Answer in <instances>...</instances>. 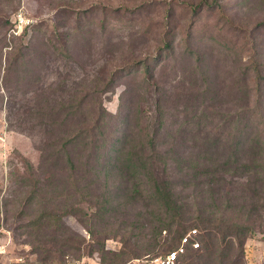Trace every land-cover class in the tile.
I'll use <instances>...</instances> for the list:
<instances>
[{"label":"rangeland","instance_id":"obj_1","mask_svg":"<svg viewBox=\"0 0 264 264\" xmlns=\"http://www.w3.org/2000/svg\"><path fill=\"white\" fill-rule=\"evenodd\" d=\"M73 1L82 7L98 1L121 7L110 13L104 27L101 11L92 13V19H87L90 14L83 15L79 20L82 29L76 32L78 18L56 9L54 0H0V264H50L52 260L51 264H99L95 252L77 259L65 245L62 257L56 253L66 237L69 244L76 233L88 239L87 227L93 231L120 230L116 237L105 239V248L116 251L123 249L122 235L131 230L126 250L135 254L129 255L127 264H147L142 260L162 255L175 243L180 228L195 227L201 234L205 229L191 225L196 214L209 215L214 210L207 197L214 185L202 184L201 199L196 194L200 186L193 183L208 181L215 173L190 177L191 163L181 156L193 160L208 151L220 162L217 149L211 150L215 145L209 143L220 136L216 144H230L234 125L230 119L237 106L244 105L236 86L252 85L251 81L244 83L239 71L251 49L264 63V0H225L223 10L215 5L197 13L191 12L189 3L200 0ZM136 5L142 7L133 12L123 10L124 6ZM17 12L35 22L16 27L18 32L13 33ZM65 32H69L67 39ZM189 36L194 52L184 41ZM163 39L168 40L169 47H163ZM148 54L155 56L145 76L136 71L134 62ZM112 73L109 89L101 91ZM80 101L82 113L77 114ZM99 104L103 111L121 119V132L128 134L129 145L120 164L106 177L91 174L78 184L67 177L62 179L64 184L55 180V185L47 186L40 170L43 155L51 150L50 137L63 143L77 128L90 126V109L94 105L99 108ZM49 107L58 113L52 130L43 123ZM116 119L104 115L96 119L106 123L104 133L96 135L99 144ZM221 122L224 126L219 125ZM144 126L156 141L157 160L150 171L128 165L126 160L129 151L139 149L137 137ZM260 128L251 123L248 135L252 138L256 134V139L239 149H255L262 140ZM71 144L66 148L77 146ZM168 148L171 151H165ZM77 149L84 162L87 150L82 145ZM102 150L100 147L96 155L89 156L88 163H100ZM173 150L181 155L174 160ZM149 151L151 145L143 154ZM30 167L39 180V191L27 204L25 199L38 181L30 175ZM239 167L225 175L223 187L229 195L240 194V182L249 176L243 165ZM165 180L180 193L184 204L181 224L172 221L164 196L156 191V183ZM262 187L259 206L249 216L245 209L237 215L228 209L231 219L243 221L252 229L241 249L235 237L226 238L225 256L231 254L234 264H264V182ZM101 193L109 200L102 222L91 214V210L101 208ZM49 197L61 215L60 229L28 230V222L40 213ZM193 197L201 203L198 212L202 213L197 212ZM51 235L57 241H50ZM217 242L212 243V251L221 247Z\"/></svg>","mask_w":264,"mask_h":264},{"label":"trees","instance_id":"obj_2","mask_svg":"<svg viewBox=\"0 0 264 264\" xmlns=\"http://www.w3.org/2000/svg\"><path fill=\"white\" fill-rule=\"evenodd\" d=\"M225 0H200L197 4L189 3L191 7L192 13H197L204 7L217 6L219 9L223 10L222 6L225 4ZM55 8L60 9L62 11H66L72 13L77 17L78 21L76 22V26L74 30L78 32L82 29V25L80 26V19L83 15L88 17L87 19H92V13L96 11H101L103 20L100 22L101 26L104 27L108 22L107 19L110 16V13H114L118 11V6H112L110 4H106L104 1L100 2H91L86 7H82L81 5L74 4L73 0H54ZM142 6H134L128 8L124 6L123 10H127L128 12H133L136 9ZM223 14V12H220ZM224 15V14H223ZM101 18V19H102ZM230 22V21H229ZM9 26L12 27V23L9 20ZM234 26L239 27L240 24H235ZM69 36V32H65V38ZM65 39V41H66ZM190 36L184 39L186 46L191 52H194L191 47V42H189ZM163 47H169L168 40L163 39ZM249 49L252 46H248ZM198 56L199 54L196 53ZM256 52L254 49L250 50L247 53V59L244 64H242V70L239 71L241 74V78L245 82H252V85H242L239 84L236 86L238 91V99L244 103V105L237 106V110L232 114L230 122L234 125L232 127V134L230 135L228 146H224V143L216 144V140L220 138L217 136L213 143H209V145H215L211 150L217 149L216 157L220 158V162H216V159L211 154L212 152H206L204 157L200 158L197 155L193 160L187 158L186 156H181L177 152L173 150L174 160L176 157L181 156L186 162L190 164L191 176L195 173V178L201 174L215 173L214 177L208 181L205 180H196L193 183V186H200V188L196 191V194H200L199 197L202 199L204 197V193L202 194L204 188L202 184H207V186L214 185V188L208 192L207 197L210 200L212 208L211 213L208 215H197V219L191 224L201 227L203 232H199L195 227L192 229H196V235L190 239V242L193 240H197L199 242L198 247L193 248L190 243H186L184 246L183 252H178L177 258L174 264H234L231 260V254H227L225 256L226 247V238L229 236H233L237 239L238 245L240 249L242 248V242L247 238L250 234H252L251 226L244 223L243 221H239L234 218L231 219L227 215L229 212L228 209L234 210L235 215L240 213L242 209H245V215L249 216L252 212H254L255 208L259 206L260 199V191L263 190L262 183L264 182V107L262 106V100L264 99V63L260 61L258 56L256 57ZM155 54L145 55L144 57H139L135 60L134 64L136 66V71L142 75L147 76L149 74V67L151 62L153 61V57ZM115 73L110 74L111 78L107 80L104 84L101 91L106 92L109 89V83L112 81V77ZM239 82V79L237 80ZM83 98H81L82 100ZM81 101L79 102V108L75 113H82L80 109ZM100 112V115H98ZM48 119L43 122L45 125L50 127V130L55 127L58 122L57 118V110L49 107L46 111ZM71 113H74L71 112ZM91 117H93L90 126L86 128H77L71 135L66 139L65 142L62 143V139L52 138L50 137V142L48 147L51 148L45 155H43L42 162L43 167L41 168L42 175L46 180V185L51 186V184L55 185V182L59 184H64L62 179L72 178L75 183H80L82 180H85L87 177H90L93 174L95 177H99V175L109 176L116 166H118L123 159V154L125 153L126 147L129 145V139L126 137L128 134L126 130L121 132V119L117 115H113L107 111H103L99 104V108L95 105L90 109ZM101 115H104L106 118H117L116 122L109 126V135L103 140L102 143H98V139L96 135L99 133H104V129L106 128L105 124L99 123L96 119H99ZM227 114H224V118ZM251 121V122H250ZM256 122L257 125H260V130L262 131V140L258 141L255 149L252 147L239 149L240 146L246 141L254 142L256 139V134L250 138L248 135L252 130L251 123ZM219 125H223L221 122ZM224 126V125H223ZM145 126L140 129V135L137 137L139 142L136 145L139 149L137 151H129L127 154L126 160H128V165L133 167L142 168L144 170H152L154 168V161L157 159L155 143L152 138V134L145 130ZM51 131H49L50 133ZM61 142V143H60ZM71 143H75L78 145H82L84 149L87 150L86 160L84 162L80 160L79 150L77 146L75 148L68 149L66 145ZM98 143V145L96 144ZM58 145V147H57ZM151 145V152H147L148 154H143V149L146 146ZM102 148V161L100 163L89 164V156L93 153H98L99 148ZM226 147V148H225ZM225 148V149H223ZM128 151V149H127ZM165 151H171L168 148ZM220 154V155H219ZM206 160L207 164L204 162ZM212 159H214V163H212ZM96 161V160H95ZM99 162V161H96ZM216 162V164H215ZM213 164V165H212ZM212 165V166H211ZM239 165H243L245 171L249 173V176L245 179V181L240 182L242 188L240 189V194L238 195H229L228 191L224 189L225 183V175L230 170H234L235 172L238 170ZM242 167V168H243ZM31 176L35 178V181L38 180L37 176L33 174V167H30ZM29 171V172H30ZM28 173V170H27ZM233 173V172H232ZM219 174V176H217ZM38 181L34 182L33 187L30 191V194L25 199V202H28L35 196V194L39 191L36 186ZM169 180H165L163 182L156 183V191L159 193L160 197L164 196V206L169 212V216L172 221L177 222V224H181L183 221V212H184V204L180 200V193L169 184ZM239 184V185H240ZM36 187V188H35ZM202 194V195H201ZM102 198L101 208L97 210H91L92 216H97L99 221L104 220L103 213L105 210V206L108 204L109 200L107 196L103 193L100 194ZM52 197L46 199L47 204L44 208L41 209L40 213H38L35 218L30 219L28 222V230H59L58 227L61 219V215L56 212L55 208L51 205ZM198 198L193 197V200L196 201ZM241 199L243 201L239 204L238 200ZM199 201V200H197ZM196 201V210L199 211L202 206L200 202ZM51 206V207H50ZM71 208L69 212L75 211ZM202 213V212H198ZM246 219V218H245ZM113 221H117L114 217ZM173 225V223H172ZM88 239L79 234H74L72 237L73 242L69 244L68 238H64L61 240V249L57 250V255L62 257L65 254L63 250L64 246L67 245L70 247L71 253L79 259L83 256H91L94 252L98 255L99 264H127L130 259L129 255L135 254L132 251H127V244L130 240V236H132V231L128 230L122 236L124 237L123 242L125 246L120 250H109L105 248V239L109 237H116L120 230H99L93 231L91 227H87ZM190 230H185L180 228L176 235L174 236V242L168 250H166L162 255H165L167 252L171 250H176L181 243V238ZM134 234V233H133ZM200 236V238H199ZM200 241H199V239ZM49 240L57 241V238L54 235H51ZM214 241H218L221 247L217 252L212 251V243ZM201 242V243H200ZM224 244V245H223ZM132 253V254H131ZM155 256V255H153ZM56 258V256L54 257ZM150 258H145L142 261H145L147 264H151L149 262ZM53 260L50 262V264ZM231 262V263H230Z\"/></svg>","mask_w":264,"mask_h":264},{"label":"built area","instance_id":"obj_3","mask_svg":"<svg viewBox=\"0 0 264 264\" xmlns=\"http://www.w3.org/2000/svg\"><path fill=\"white\" fill-rule=\"evenodd\" d=\"M14 28L12 29L13 33H17V28H21L22 26L35 22V19L28 18L23 15L22 12H17L14 16ZM196 229H191L187 232L182 238L181 243L176 250H171L167 252L165 255H156L149 259L151 264H174L177 258L178 252L184 251V246L186 243H190L193 248L198 247L199 242L197 240H193L190 242V239L196 235Z\"/></svg>","mask_w":264,"mask_h":264}]
</instances>
